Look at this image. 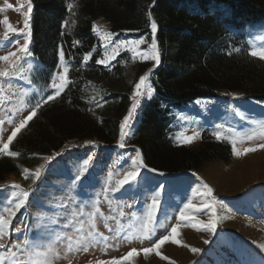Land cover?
Masks as SVG:
<instances>
[{"label": "rangeland", "instance_id": "rangeland-1", "mask_svg": "<svg viewBox=\"0 0 264 264\" xmlns=\"http://www.w3.org/2000/svg\"><path fill=\"white\" fill-rule=\"evenodd\" d=\"M6 3L13 7L8 8ZM0 9H3L0 11V19L7 17L13 27L23 28L28 0H0ZM95 24L99 32L93 33L98 40L101 58L106 53L111 54L116 43L141 38L145 43L139 46L140 50L150 53L148 46L152 37L148 39L145 36L125 32L114 41L111 39L112 35L108 37V25L104 21L99 20ZM262 28H264V22L244 31L245 38L248 39L246 43L248 52L250 49L264 47ZM3 34L4 26L0 25V42H2L0 43V55L15 51L24 43L23 33H10L9 39L18 41V43L3 47L2 44L7 43L3 41ZM118 62L126 66L122 84L124 89L129 90L132 105L134 84L141 75L158 65L154 66L155 62L150 59L144 61L139 55L133 60V53L121 49L119 55L108 66H101L109 69ZM65 63L68 65L67 62ZM143 66L147 69L141 73ZM37 67V62L30 56L27 64L17 70V78L9 82L0 81V86L3 88V92L0 93V145L7 141L12 129L31 111L36 102L51 94L50 83L45 90L32 83ZM61 70L60 60H58L54 73ZM148 86L147 82L145 89ZM230 94L235 93L222 92L219 99L195 100L190 104L171 109L173 120L170 127L176 144L182 145L179 143L180 138L192 135L196 131L199 132V137L185 145L195 147L200 142L203 132L215 138L213 132L218 130L223 136L221 140H225L231 146L232 158L228 164L214 161L206 164L197 174L213 189V195L220 202L215 206L220 219L214 234L206 230H197L191 226L196 221L206 222L208 220L209 213L206 209L199 213L186 210V215H194L195 219L192 222L177 221L179 209L189 198L197 205L206 200V197L201 195L203 189L200 181L191 173L157 175L143 168L138 184L132 187L126 185L123 190L115 193L114 197L110 193L111 206L104 200L103 186L109 172L113 173L110 187H115V181L121 179L124 172L131 170L130 158L135 155L137 149L131 145V136L139 124L142 105L149 99L147 95H143L139 97L141 101L138 109L139 116L132 117L130 127L126 129L129 135L125 137V147L117 152L103 151L100 156L98 152H93L91 154L93 159L81 181L75 182V176L79 174L82 162L87 156L83 157L74 153L64 154L65 152L62 153L61 150L38 156L33 166L22 167L17 174L4 177L0 186H10L15 183L29 191L26 206L17 212L11 225L12 229H20V231H12L10 237L6 235L4 242L6 244L22 243L26 238L30 240L32 247L21 258L26 261L31 260L32 264L43 260V254L46 252L49 264H69V261L71 264H98L99 261H111L113 258L121 260V264H197V262L198 264H264V252H261L258 247L264 244V149L235 156L231 144L232 139L240 140L237 148L242 149L264 143V129L260 127L264 123V100L248 99L238 94L236 95L239 98L233 99ZM237 111L242 114L243 119L236 115ZM217 124H222L223 127L216 129ZM249 136L252 138L248 139ZM118 140L116 144L120 143V138ZM94 142L95 140L71 141L66 145L73 147ZM126 152L128 155L125 157ZM56 153H62V155L57 156ZM50 156H55V158L50 163H46L44 158ZM2 157L5 156L0 154V158ZM13 160L19 164L16 157H13ZM114 160L121 163V166L118 165L111 171L106 168L105 163L107 161L111 163ZM42 164L45 167L35 183L31 175L27 180L24 179L22 169L28 168L31 173ZM161 184L164 185L163 189L159 187ZM157 190L161 192L157 220L163 224V227L157 228L152 240L140 239V224L146 212V205L151 202L150 197ZM13 192H18V190L11 187L0 188V208L7 203ZM97 192L101 193L98 207L103 213V218L99 214L96 215V230L108 236L109 239L106 244L98 243L90 247L87 253L82 250L68 252L67 237L72 236L75 240L78 235L74 230L75 227L83 221L85 233L89 228L86 214L92 211L91 203L96 199ZM82 208L84 214H81ZM69 220H72V224L65 228L64 225L68 224ZM176 223L181 224L178 238L184 244L201 249V253L193 254L188 248L169 241L159 250L161 256L168 257L167 260L157 256L154 252L147 257L144 256L140 250L151 247L161 236L169 234L172 225ZM105 224L112 229L111 232L105 228ZM117 232H119V237H116ZM205 240H208L207 244L204 243ZM133 248L137 249L138 255L129 260H122L121 258Z\"/></svg>", "mask_w": 264, "mask_h": 264}, {"label": "trees", "instance_id": "trees-1", "mask_svg": "<svg viewBox=\"0 0 264 264\" xmlns=\"http://www.w3.org/2000/svg\"><path fill=\"white\" fill-rule=\"evenodd\" d=\"M30 2L29 52L38 64L32 83L42 90L48 87L61 49L70 66L71 83L60 97L38 110L10 145L19 153V164L13 157L0 158V182L68 142H116L131 101L122 84L126 66L118 62L106 69L95 63L100 55L91 31L99 20L114 35L127 32L148 39L152 37L149 17L158 25L160 63L151 69L147 81L153 95L143 103L131 136V145L140 150L147 168L156 169L152 173L157 175L198 174L208 163L231 161L229 143L207 132L195 147L176 144L171 109L195 100H216L222 92L264 100V61L248 54L244 34L264 22V0ZM89 52L91 59L82 63ZM146 69L143 66L140 72Z\"/></svg>", "mask_w": 264, "mask_h": 264}, {"label": "snow or ice", "instance_id": "snow-or-ice-1", "mask_svg": "<svg viewBox=\"0 0 264 264\" xmlns=\"http://www.w3.org/2000/svg\"><path fill=\"white\" fill-rule=\"evenodd\" d=\"M6 6L8 8H12L13 6L11 4H7ZM22 7V6H21ZM71 8V5L69 6ZM0 11H3V9H0ZM32 12V4L29 0L28 3V10L26 13H24V21H23V28H15L11 25L8 18L5 17L3 19H0V25L4 26V34H3V41H6L7 43H3V47H8L11 44L18 43V41H12L9 39V34H24V43L23 45L16 48L15 51H8L5 55H0V65H3L0 67V81L9 82L16 77L17 70L22 68L25 64H27L28 57L31 56V53L29 52V37H30V15ZM150 19V27H151V33H152V40L149 44V49L151 50L150 53H145L142 50H140V45L144 44V39H137V40H127V41H121L119 43H116L115 46L112 48L111 54H105L102 58L96 59L95 63L98 65H105L108 66L109 63L116 58L117 55H119V52L121 49H124L126 51H129L133 53V60H135L136 56L139 55L142 57L144 61L152 60L155 62V65H158L160 63V53L158 50L157 40H156V33L158 30V25L155 20ZM66 27L65 25H62ZM27 30V31H26ZM93 32H99V29L97 28V25L94 23L92 25ZM261 32H264V28L261 29ZM108 37L112 35V33L107 34ZM2 43V42H0ZM107 47V45H105ZM250 56L259 58L260 60H264V47H259L258 49H250L249 53ZM91 53H85L83 56L82 63H87L91 59ZM59 60H60V67L62 68L61 71L58 73H54L51 77L50 82V89L51 94L46 95V97L42 98L40 101H37L35 106L32 107L31 111L28 112V114L19 121V123L16 125L15 128L12 129L10 135L7 137V141L4 142L2 145H0V154L7 157H17L19 155L18 152L10 150V145L13 144L14 139L17 137L18 133L21 132V130L25 129L26 126L29 124L30 121L33 120L34 117H36L38 110L48 102H51L55 100L56 98L61 96V93L65 90V88L71 83L69 79V73H70V66L66 65L65 63V54L63 49L59 52ZM151 73V70H149L148 73H145L144 75H141L139 77V80L134 84V89L132 92V105L128 110V114L123 117L122 122L120 123V143L119 147L123 148L125 147L124 140L127 135H129V132L126 131L130 127L131 118L135 112V110L140 105L141 101L139 97L143 95H147V97L150 99L152 95L153 89L149 85L147 89H145V85L149 79V75ZM57 80L59 81L57 83ZM3 92L2 86H0V93ZM232 95L233 99L239 98L236 94H230ZM237 116H240L242 119L244 118L242 114L237 111ZM11 122V121H10ZM222 124L215 125L216 129L222 128ZM262 129H264V123L260 125ZM199 132L194 131L192 135H185L180 138L179 143L182 145L190 144L195 139L199 137ZM213 135L215 136L216 140H221L223 138L221 131H214ZM252 137H248V139H251ZM240 140L232 139V152L235 156H241L246 155L250 152H255L259 149H264V143L256 144L255 146L250 147H244L242 149L237 148V144L240 143ZM75 147V146H73ZM55 155H62V153H56ZM55 156L45 157V162L50 163ZM93 157L89 155L86 159L83 160L79 174L75 176V182L81 181L82 177L84 176L85 172L87 171V168L92 161ZM131 170L126 171L123 173V177L121 179H118L115 181V187H110V184L112 182V176L113 173L109 172L108 178L103 186V197L104 200L111 206L112 199H110L109 194L111 193L112 196H115V193L120 192L125 188L127 185L128 187H132L133 185H136L139 183V177L141 175V169L147 168V166L143 163V159L141 156V152L139 149H136V153L131 158ZM45 165L42 164L39 167L35 169L34 172L30 173V170L28 168L22 169V175L24 179H28L29 175H31V178L33 180V183L38 180L42 174V170L44 169ZM149 172H157L156 169L153 168H147ZM159 175H164V173L160 172ZM193 176L196 177L198 181H200V184L202 185L203 192L201 195L206 197V200L201 202L199 205L194 204L192 199L189 198L186 203H184L183 207L179 209V213L177 215V221L179 222H192L195 219L194 215H186V210H193L194 213H199L202 210H208L209 218L206 222L203 221H196L195 223H192L191 226L197 230H206L210 233H215L217 224L219 222L220 217L216 213V205L220 203L217 198L213 195V189L207 184L204 183L201 178L195 173H192ZM3 187H11L13 189L18 190V192H13L11 197L8 199L7 203L0 208V264H32L31 260H24L21 257L28 252L29 248L32 247V242L28 240L27 238L21 243H5L4 237L11 236V232H19L20 229H12V221L13 218L16 217L17 212L20 211V209L24 208L27 204L28 197H29V191L22 188L20 184H11L10 186H0V188ZM160 189L164 188V185L161 184ZM96 199L92 201L91 208L92 211L88 212L86 215L88 216V224L89 228L87 232L85 233L84 227H83V221L80 222L79 225L75 227V231L78 233L75 240H73L72 236L67 237V251L73 252V251H80L87 253L89 251L90 247H94L98 243H105L108 241L109 237L105 236L103 233L98 232L96 230L95 225V219L96 215L99 214L101 218H103V213L100 212V209L98 207L100 200L99 197L101 195L100 192H97ZM161 192L159 190L154 191L150 197V203L146 205V212L143 214V220L140 224V239H147L152 240V238L155 236L156 230L159 227H163L162 223H159L157 220V212L159 211L160 206V197ZM128 207H131V205H128ZM81 214L83 213V208L81 209ZM121 216H123V212H121ZM72 224V220H69L68 224H65L64 227L67 228ZM105 228L108 229L109 232L112 231L111 228L107 224H105ZM181 228L180 223L173 224L171 229L169 230V234L161 236L158 240L155 241V243L152 244L151 247L142 248L140 251L143 252L144 256H148L150 253H155L157 256H161L160 248L166 243L171 242L172 244L183 246L189 249V251L193 254H200L201 249L196 247H191L187 244H184L178 237L180 236L179 229ZM116 237H119V232L116 233ZM57 239H61V237H57ZM205 244L208 243V240L204 241ZM73 244H75V248H73ZM261 252H264V244L258 245ZM51 251V249H49ZM31 255V253H29ZM44 258L41 261H37L36 264H49L48 260V253H44ZM138 255L137 249L133 248L131 249L126 256L122 257V260H129V258L134 257ZM162 259L167 260L168 257L161 256ZM69 264H71V261H69ZM98 264H121V260H117L113 258L111 261H99ZM198 264V262H197Z\"/></svg>", "mask_w": 264, "mask_h": 264}, {"label": "built area", "instance_id": "built-area-1", "mask_svg": "<svg viewBox=\"0 0 264 264\" xmlns=\"http://www.w3.org/2000/svg\"><path fill=\"white\" fill-rule=\"evenodd\" d=\"M91 33H92V36L95 38V40H96V50L99 52V55H100V51H99V49H98V40H97V38L95 37V34L93 33V30L91 31ZM122 33H125V32H122ZM121 34H119V35H114V34H112V40H116V38L118 37V36H120ZM125 37V36H124ZM100 58H101V56H100ZM110 69V68H109ZM131 106V105H130ZM139 106H138V108L135 110V112H134V114H133V118H136L137 116H139ZM120 138V132H119V134H118V137H117V140ZM117 140H116V142H117ZM85 142H90V141H87V140H84ZM119 141V140H118ZM83 142V141H82ZM116 142L114 143V144H112V145H104V144H101V143H99V142H97L96 140H95V142L94 143H89V144H78V145H76L75 147H69V146H67L66 144L60 149L61 151H62V153H64V154H71V153H74L75 155L76 154H79V156H83V157H85V155L88 157L89 155H91L93 152L95 153V152H98L99 153V156H100V153L102 154L103 153V151H112V152H114V151H122V148L121 147H119V144H116ZM90 150H92V151H90ZM94 150V151H93ZM102 151V152H101ZM128 155V152H126V155H125V157ZM103 156V155H102ZM93 157V156H92ZM120 157V156H119ZM120 160H121V158H119ZM106 168L107 169H109V170H114L115 169V167H118V165L119 166H121L120 164L121 163H118V162H116L115 160L113 161V162H109V161H107L106 163Z\"/></svg>", "mask_w": 264, "mask_h": 264}]
</instances>
